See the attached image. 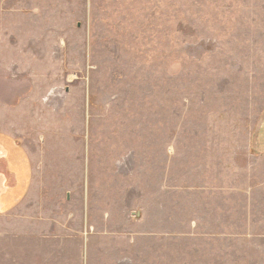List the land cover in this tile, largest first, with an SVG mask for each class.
<instances>
[{
	"label": "rangeland",
	"instance_id": "rangeland-1",
	"mask_svg": "<svg viewBox=\"0 0 264 264\" xmlns=\"http://www.w3.org/2000/svg\"><path fill=\"white\" fill-rule=\"evenodd\" d=\"M1 87L85 264H264V0H0Z\"/></svg>",
	"mask_w": 264,
	"mask_h": 264
},
{
	"label": "crops",
	"instance_id": "crops-1",
	"mask_svg": "<svg viewBox=\"0 0 264 264\" xmlns=\"http://www.w3.org/2000/svg\"><path fill=\"white\" fill-rule=\"evenodd\" d=\"M15 91L0 88V241H17L13 243L12 256L0 247V256L7 257L0 258V264H85L81 247L83 243L85 254L87 241L83 242L82 236L84 229L89 231L86 226L91 222L90 212L86 211L91 200L85 203L83 199L77 204L73 223L61 215L54 225L34 219L37 200L42 197L41 185L37 183L39 156L29 154L16 138L21 133L19 125L10 128L13 123L7 117L13 108L9 100L16 96ZM258 128L256 147L264 155V118ZM43 215L50 217L49 213Z\"/></svg>",
	"mask_w": 264,
	"mask_h": 264
}]
</instances>
